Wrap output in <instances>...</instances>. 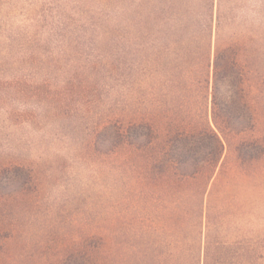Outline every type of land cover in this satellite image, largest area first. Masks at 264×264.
Returning <instances> with one entry per match:
<instances>
[{"label": "trees", "instance_id": "1", "mask_svg": "<svg viewBox=\"0 0 264 264\" xmlns=\"http://www.w3.org/2000/svg\"><path fill=\"white\" fill-rule=\"evenodd\" d=\"M4 2L0 15L7 16ZM125 2L123 20L109 13L95 24L108 53L72 65L53 96L83 106L104 88L95 79L100 72L119 83L118 100L84 142L92 152L102 138L109 143L104 153L124 174L127 209L119 233L80 236L60 264H163L175 259L163 250L182 245L188 264H215L223 246L210 238L229 215L232 180L264 162L250 104L249 45L224 33L220 0ZM17 84L36 96L52 86ZM21 174L29 190V168L0 169L2 180Z\"/></svg>", "mask_w": 264, "mask_h": 264}, {"label": "rangeland", "instance_id": "2", "mask_svg": "<svg viewBox=\"0 0 264 264\" xmlns=\"http://www.w3.org/2000/svg\"><path fill=\"white\" fill-rule=\"evenodd\" d=\"M4 4L9 13L0 15V169L27 167L32 183L28 190L26 174L0 179V264H60L80 236L119 233L127 209L124 174L104 153L109 143L102 138L100 150L92 152L84 142L118 100L119 83L100 72L95 79L104 88L83 106L53 96L72 65L108 53L95 24L109 13L123 20L126 2ZM220 6L224 33L249 45L255 136H264V0H220ZM21 79L47 81L51 91L39 96L23 91L28 88L17 84ZM231 194L229 215L220 220L223 228L210 238L223 246L215 264H264V162L248 175L235 176ZM182 246L163 250L165 257L175 258L163 264H188ZM102 256L99 252L98 259Z\"/></svg>", "mask_w": 264, "mask_h": 264}]
</instances>
